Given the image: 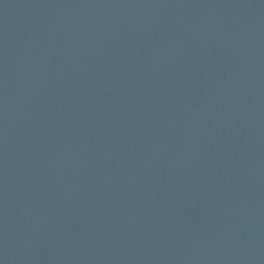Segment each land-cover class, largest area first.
Listing matches in <instances>:
<instances>
[{"label": "water", "instance_id": "water-1", "mask_svg": "<svg viewBox=\"0 0 264 264\" xmlns=\"http://www.w3.org/2000/svg\"><path fill=\"white\" fill-rule=\"evenodd\" d=\"M0 264H264V0H0Z\"/></svg>", "mask_w": 264, "mask_h": 264}]
</instances>
